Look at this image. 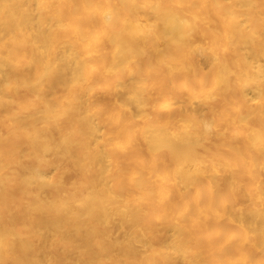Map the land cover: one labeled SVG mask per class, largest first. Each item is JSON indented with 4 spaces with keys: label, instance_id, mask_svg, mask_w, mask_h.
I'll return each mask as SVG.
<instances>
[{
    "label": "bare ground",
    "instance_id": "bare-ground-1",
    "mask_svg": "<svg viewBox=\"0 0 264 264\" xmlns=\"http://www.w3.org/2000/svg\"><path fill=\"white\" fill-rule=\"evenodd\" d=\"M0 264H264V0H0Z\"/></svg>",
    "mask_w": 264,
    "mask_h": 264
}]
</instances>
